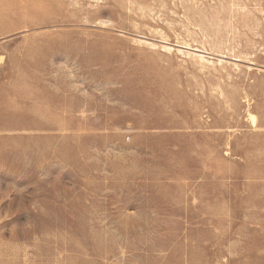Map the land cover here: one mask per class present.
<instances>
[{"label": "rangeland", "instance_id": "rangeland-1", "mask_svg": "<svg viewBox=\"0 0 264 264\" xmlns=\"http://www.w3.org/2000/svg\"><path fill=\"white\" fill-rule=\"evenodd\" d=\"M0 264H264V0H0Z\"/></svg>", "mask_w": 264, "mask_h": 264}, {"label": "bare ground", "instance_id": "bare-ground-1", "mask_svg": "<svg viewBox=\"0 0 264 264\" xmlns=\"http://www.w3.org/2000/svg\"><path fill=\"white\" fill-rule=\"evenodd\" d=\"M188 47V46H187ZM190 48V47H189ZM172 48H170V50H171ZM198 49V48H197ZM194 51V50H193ZM195 54V53H194ZM198 54H196V56H197ZM201 57H203L202 55H200ZM198 57V56H197ZM200 58V57H199ZM202 59V58H201Z\"/></svg>", "mask_w": 264, "mask_h": 264}]
</instances>
